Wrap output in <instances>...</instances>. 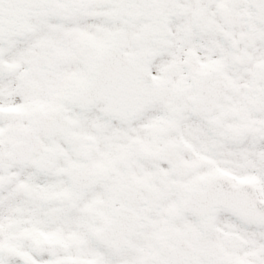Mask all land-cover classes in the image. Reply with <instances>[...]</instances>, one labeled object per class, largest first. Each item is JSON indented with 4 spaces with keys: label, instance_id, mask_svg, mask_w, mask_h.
Here are the masks:
<instances>
[{
    "label": "snow or ice",
    "instance_id": "1",
    "mask_svg": "<svg viewBox=\"0 0 264 264\" xmlns=\"http://www.w3.org/2000/svg\"><path fill=\"white\" fill-rule=\"evenodd\" d=\"M0 264H264V0H0Z\"/></svg>",
    "mask_w": 264,
    "mask_h": 264
}]
</instances>
